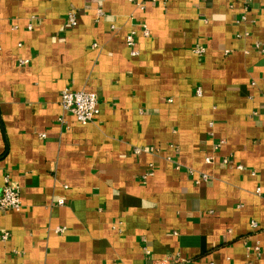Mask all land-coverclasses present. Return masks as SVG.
Here are the masks:
<instances>
[{
	"label": "crops",
	"instance_id": "0c3cea01",
	"mask_svg": "<svg viewBox=\"0 0 264 264\" xmlns=\"http://www.w3.org/2000/svg\"><path fill=\"white\" fill-rule=\"evenodd\" d=\"M140 1L0 0V264H264V0Z\"/></svg>",
	"mask_w": 264,
	"mask_h": 264
},
{
	"label": "built area",
	"instance_id": "2783aa9c",
	"mask_svg": "<svg viewBox=\"0 0 264 264\" xmlns=\"http://www.w3.org/2000/svg\"><path fill=\"white\" fill-rule=\"evenodd\" d=\"M134 2L140 9H143V1L140 0H130ZM249 0H244V3H246ZM103 14L102 9L98 8L96 9V16L99 17ZM241 19H245V15H241ZM67 25L69 26H75L77 24V13L74 10H69L67 12ZM143 33L145 35L148 34V30L146 28L145 23L141 24ZM126 45L129 47V51L131 55L137 54V49L135 48V39H134V31H130L126 36ZM196 52H202L204 51V48L202 47H196ZM25 62V61H21ZM196 95H201V89L200 87H197L195 91ZM60 108L61 111L65 113H70L76 117V119L81 124H86L89 122H92L95 118V116L99 113V103L97 95L93 92L86 91L84 89L79 90H72L68 87H65L60 92ZM61 121L63 120V117L61 116L59 118ZM211 124V123H210ZM43 135V133H42ZM224 141L220 139L217 143H215L214 147H219ZM145 151H152L151 147H134V152L136 154L145 152ZM207 163L212 162L213 157L208 155L204 159ZM223 163H227L228 159L225 157L222 159ZM239 168H241L240 165H238ZM153 175V167L152 164L149 165V168L147 171H145L142 174V178L146 179L147 177ZM208 178V175L203 173L199 177L200 180H206ZM4 184L2 186L1 192H0V209L2 210H14L19 212L22 208L21 200L19 196V190L16 185L10 183L8 175L4 176ZM61 203L62 200H59ZM251 227L256 228L258 227L256 221H251ZM63 227H57L56 231H62ZM9 233L3 232L0 236V241H5L8 239ZM248 250H250V247H247ZM260 247L259 245H255L253 247L254 251H259ZM146 254H149V250L146 249ZM168 259H162V260H153L150 264H167ZM214 264V263H210Z\"/></svg>",
	"mask_w": 264,
	"mask_h": 264
}]
</instances>
